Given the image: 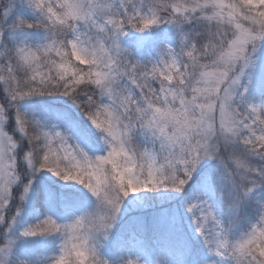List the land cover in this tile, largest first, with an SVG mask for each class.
I'll use <instances>...</instances> for the list:
<instances>
[{
	"label": "snow or ice",
	"instance_id": "snow-or-ice-1",
	"mask_svg": "<svg viewBox=\"0 0 264 264\" xmlns=\"http://www.w3.org/2000/svg\"><path fill=\"white\" fill-rule=\"evenodd\" d=\"M20 2L35 22L8 23L15 0L0 7V264L20 237L50 236L60 239L56 254L31 264H109L100 248L124 201L184 194L206 160L215 162L202 170L207 191L186 205L193 231L213 264H264V74L256 80L264 0ZM160 25L175 29L178 43L161 46L157 59L141 61L124 46L130 33ZM33 29L44 34L39 44L15 36ZM55 95L77 104L104 155L90 157L19 111L26 99ZM40 171L82 185L96 207L64 223L46 215L15 236L20 210L13 215L10 205L27 199ZM209 193L220 194L226 221Z\"/></svg>",
	"mask_w": 264,
	"mask_h": 264
},
{
	"label": "rangeland",
	"instance_id": "rangeland-1",
	"mask_svg": "<svg viewBox=\"0 0 264 264\" xmlns=\"http://www.w3.org/2000/svg\"><path fill=\"white\" fill-rule=\"evenodd\" d=\"M164 45L175 46L166 30L162 31L161 35L158 36V41L151 43L148 48L149 60L157 59L158 50ZM261 68H264V66H261ZM18 108L22 114L28 116L29 120L39 121L45 130L54 129L55 131L62 132L64 126L68 124L66 119L67 117L65 115L59 112L55 113L48 108H44V111H38L37 108L27 103H22L21 105L19 104ZM214 164V161H204L201 165V169H198L197 173L193 174V178L189 181L184 194L168 192V200L162 201L163 197L160 192L148 193L149 196L153 197L155 202L154 204H157L158 206V208L152 210L153 212L151 213L150 218L151 224L153 222H159L157 228H160L159 226L180 228L178 229V232L191 241L192 251L188 246L184 245L185 254H187V256L190 255L192 259L197 257L196 259L198 264H213L216 258L209 254L203 240L193 231L190 216L186 211V205L189 202H193L197 197L202 196L207 191L201 180L202 170L212 168ZM30 178L32 179V188L27 199L22 202L17 196L14 205H10L13 215H15L17 208L20 210V215L16 217L17 223L14 226L13 235L15 236H19V233L22 232L25 227L24 216L30 205L32 193L37 183L44 185L45 196L47 198L49 197L47 204L48 215L53 216V218L57 219L58 222H67L76 215H83L84 213L94 209V202L89 204L87 202L86 204L84 198L80 194L66 195L64 192V181L57 184V189L51 190L47 185L50 181H52L51 176L49 177L44 172L40 171ZM20 191L22 192V188ZM57 195L59 198H57ZM220 197L219 193H216L215 195L209 193L208 195L209 202L213 205V210L222 221L220 213L223 204L220 201ZM60 203H63L62 208ZM122 206L127 208V212H135L133 218L139 216L144 217V219L147 215L138 214V212L147 210V208H152L147 206L143 193L129 196L126 199V205ZM68 207H82V209L80 211H70V208ZM30 239H33L31 241H35V243L40 245L42 251L41 258L53 256L58 251L60 239L57 236H54L53 239L51 236L45 239L30 237L29 240H26L24 237H20L16 240V243L13 246V252L8 258L7 264H19V261H22L21 253H17V249L28 245V241H30ZM128 242L130 243V247H128L127 252H125V259L127 260L138 261V264H158V262L159 264H178V254H180L178 250L172 248L170 249L160 238H146L144 233L134 231L128 236ZM3 246L2 240H0V247ZM197 247H199L200 250H197ZM100 254L104 259L108 260L107 255L102 254L101 248ZM108 261L109 264H114L112 261Z\"/></svg>",
	"mask_w": 264,
	"mask_h": 264
},
{
	"label": "trees",
	"instance_id": "trees-1",
	"mask_svg": "<svg viewBox=\"0 0 264 264\" xmlns=\"http://www.w3.org/2000/svg\"><path fill=\"white\" fill-rule=\"evenodd\" d=\"M16 4L19 5L12 9L10 13L9 24L15 23L17 18L25 19L29 22H35L36 14L33 12L31 8H28L26 4H21L20 0H15ZM9 0H0V7L8 4ZM166 30L173 40L174 44L178 43V37L175 29H173L169 25H160L149 32L145 33H130L129 36L124 38V46L128 47L131 51H133L134 56L141 61H147L148 58V48L150 47L151 43L158 41V36L161 35L162 31ZM17 39H25L26 43L30 45H36L43 41V32L38 29L30 30L25 37V34L16 33L15 34ZM75 63V62H74ZM264 74V68L259 67L256 72V80L259 82L261 75ZM0 90H2V85H0ZM27 103L32 105L33 107L37 108L38 111H44V108H49L53 112H59L65 115L68 121V124L64 126L62 132L66 133L69 138L70 142L74 144H78L80 148L88 154L90 157H96L99 155H104L106 150V145L104 144L103 140L100 138V133L91 125L90 121H88L87 117L81 111V109L75 104L71 99L65 96H35L29 99H26L20 103ZM257 103L261 104L264 107V103H261L260 99L257 98ZM28 118V116H26ZM142 139V138H141ZM47 176H51L52 181L47 185L49 188L57 189V184L63 182V180L59 179L56 176H53L51 173L47 171H42ZM197 175V174H196ZM65 190L64 192L66 195L69 194H80L83 198L85 203H93L96 206V200L92 197L91 193L87 191V189L83 188L82 185L76 184L75 182H65ZM161 196L163 197L162 201L168 200V192H164L163 190L160 191ZM145 196V201L148 207L147 210L139 211L138 214H146L147 217H139L133 218L135 212H127L125 207L122 206L120 213L117 216V219L114 223V226L111 230V235L102 246L103 250L102 254H106L109 258H112L114 264H123L125 260H122L124 257V252L127 249L126 247L130 246L129 242H127L128 236L134 232H146L145 234L152 237H160L165 241L171 248H175L180 251L178 256V264H193V260L184 257L185 249L184 245L188 246L191 249V241L190 239L182 236L178 229L180 228H173L167 226H159V222H153L151 224V213L153 209L158 208L157 204H154L153 197L149 196L148 193H143ZM260 192L257 190V195ZM57 198L59 196L57 195ZM47 197L45 196V189L44 185L37 183L33 194L31 205L27 209V212L24 216V221L26 226L35 224L42 220L46 215H48V208H47ZM220 201L223 204L220 216L222 221L227 220V208L222 202L220 197ZM62 204L60 206L62 208ZM126 205V200L124 204ZM13 206V205H12ZM94 206V208H95ZM248 219H254L252 216H248ZM24 230V229H23ZM52 239L54 236H51ZM43 238V237H37ZM47 238V237H46ZM26 240L29 238H25ZM45 239V238H43ZM30 239L29 244L25 245L23 248L19 247L17 249V253H21L22 261H25L26 264H31L32 261L37 260L38 258L42 257V251L40 245L35 243V241H31ZM50 241V240H48ZM199 249V247H197ZM200 250V249H199ZM182 259H181V258Z\"/></svg>",
	"mask_w": 264,
	"mask_h": 264
}]
</instances>
